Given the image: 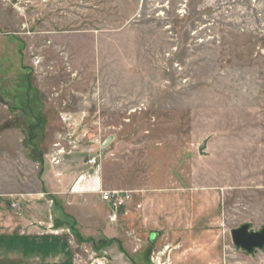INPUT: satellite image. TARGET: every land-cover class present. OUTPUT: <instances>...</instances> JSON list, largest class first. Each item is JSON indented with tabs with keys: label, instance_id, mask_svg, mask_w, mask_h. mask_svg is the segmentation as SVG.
Here are the masks:
<instances>
[{
	"label": "rangeland",
	"instance_id": "1",
	"mask_svg": "<svg viewBox=\"0 0 264 264\" xmlns=\"http://www.w3.org/2000/svg\"><path fill=\"white\" fill-rule=\"evenodd\" d=\"M39 158L68 180L31 224L60 264H264L230 239L264 226V0H0V191L54 198ZM97 179L130 202L110 212ZM23 244L0 239V264Z\"/></svg>",
	"mask_w": 264,
	"mask_h": 264
},
{
	"label": "crops",
	"instance_id": "2",
	"mask_svg": "<svg viewBox=\"0 0 264 264\" xmlns=\"http://www.w3.org/2000/svg\"><path fill=\"white\" fill-rule=\"evenodd\" d=\"M41 162H43V159H41ZM43 164L42 173L40 174V177H37L39 184L38 193L42 194L44 191V193L49 195L51 194L54 196V198L43 200L39 198H32L30 196H33L34 194L31 191H24L25 189H23V191L18 190L17 188L12 190L10 189L9 193L0 191V239H8L11 235H14V237L17 239H23V249L27 255L25 260L26 262L24 264H39L40 262H42V264H49L50 262L46 263L42 260V256L45 254L47 255L50 249H55L54 251L57 253V260L51 262V264H60V259L58 256L64 252V243L60 238L48 235H40V232H37L38 230L31 226L32 223L41 222L45 225V227H47L49 226L48 218L51 217V214L56 216L61 214V211L62 213L66 211L63 194L65 190V184L68 180L67 178H64L65 176L63 177V170L60 173V171H54V168L52 167L53 165H49L46 162H43ZM76 165L78 166V162ZM76 165L67 164L63 167L66 166V168H68L66 171L69 170L66 174L70 176L72 175V177L75 175V179L78 178L77 180H79L81 179L79 176V168L74 170V168L77 167ZM78 184L79 182L77 183V181L73 182L72 187H70L71 189H69V196L74 194L71 192H74L73 190L77 189ZM94 185L97 187V189H99L100 186L98 179L94 181ZM19 188L23 187L20 186ZM4 194H8L6 195L7 197H4ZM73 198L75 199L76 197L73 196ZM12 204L15 208L12 207ZM51 206L52 208L50 209ZM91 206L92 208L90 210H92L95 215L96 212L93 210V208L96 206L95 202H91L89 207ZM108 207L110 212H112V207L110 205H108ZM200 216H203V214H200ZM42 218L45 219L44 222ZM184 235L191 238L187 232H185ZM34 248L35 250L40 249V252L35 254L33 252ZM199 253L200 254L194 258L188 251L186 252L184 258L186 257V262L193 264L195 262H199L200 258L198 257H202L206 254L208 255L209 250L205 252L203 249H201ZM202 259L203 258H201V261Z\"/></svg>",
	"mask_w": 264,
	"mask_h": 264
},
{
	"label": "water",
	"instance_id": "3",
	"mask_svg": "<svg viewBox=\"0 0 264 264\" xmlns=\"http://www.w3.org/2000/svg\"><path fill=\"white\" fill-rule=\"evenodd\" d=\"M114 140L113 136H108L101 144V149L106 148ZM207 140L198 146V154L204 155ZM230 239L236 250L245 252L249 255L255 251L264 249V226L259 230H253L250 223H244L237 228L230 230Z\"/></svg>",
	"mask_w": 264,
	"mask_h": 264
},
{
	"label": "built area",
	"instance_id": "4",
	"mask_svg": "<svg viewBox=\"0 0 264 264\" xmlns=\"http://www.w3.org/2000/svg\"><path fill=\"white\" fill-rule=\"evenodd\" d=\"M98 156L91 157V159L87 160V164L89 166H97L99 164ZM100 195V199L108 203L112 210L116 212V210L125 207L131 200V195L126 191H105L98 189L97 191Z\"/></svg>",
	"mask_w": 264,
	"mask_h": 264
},
{
	"label": "trees",
	"instance_id": "5",
	"mask_svg": "<svg viewBox=\"0 0 264 264\" xmlns=\"http://www.w3.org/2000/svg\"><path fill=\"white\" fill-rule=\"evenodd\" d=\"M31 147H33V145H31ZM33 149H34V147H33ZM38 161L41 162V158H39ZM79 239H80V238H79ZM121 252H122V251H121Z\"/></svg>",
	"mask_w": 264,
	"mask_h": 264
}]
</instances>
